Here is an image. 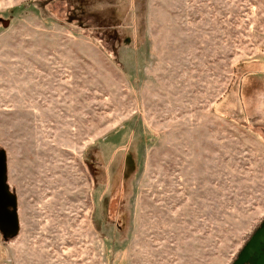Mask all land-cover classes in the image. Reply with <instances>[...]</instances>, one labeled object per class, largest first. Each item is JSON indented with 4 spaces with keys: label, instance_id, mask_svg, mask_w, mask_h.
<instances>
[{
    "label": "rangeland",
    "instance_id": "1",
    "mask_svg": "<svg viewBox=\"0 0 264 264\" xmlns=\"http://www.w3.org/2000/svg\"><path fill=\"white\" fill-rule=\"evenodd\" d=\"M117 2L106 42L107 0H0V149L20 227L0 235V264H232L264 221V0ZM95 143L113 144L96 169L110 200L92 193Z\"/></svg>",
    "mask_w": 264,
    "mask_h": 264
},
{
    "label": "trees",
    "instance_id": "2",
    "mask_svg": "<svg viewBox=\"0 0 264 264\" xmlns=\"http://www.w3.org/2000/svg\"><path fill=\"white\" fill-rule=\"evenodd\" d=\"M87 1H90V0H87ZM107 1L110 2L109 3L108 13H109V15H111V19H110V21L108 23L105 22L106 20H100L99 19L97 26L99 27L98 29L104 33V38L103 39H105L106 42L107 41L110 42L111 41V37L113 36V33L114 32L116 33V28L121 25L122 18L120 16V14H118L117 9H116L118 7V4H119L117 2V0H111V1L107 0ZM83 7H85V4L83 5ZM83 7L81 6L77 10H83ZM81 12H83V11H81ZM72 18L74 19V16H72ZM77 21H78L77 24L79 26H83L82 25L83 23L80 21V19L77 20ZM131 33H134L133 30H131ZM134 38H135V41H136L137 40V34L136 33H134V35H133V39ZM235 71H236V73H238V71H239V70L237 71V66L235 67ZM243 78L244 77L241 74L240 77H239L240 88L237 89V94L242 99V102H243V100L245 98L244 95H243L242 88H241V82L243 81ZM121 134H123V132H121ZM124 134H125V132H124ZM132 135H134L133 132H132ZM132 135L131 134L128 135L129 143H127L123 147H120V149L117 150V152L122 150L123 155H124L121 159H120V157H117L115 159V165H116L115 166V172L118 175L120 174V177H121V184L118 185L117 187L115 186L116 187L115 191H117L118 193L122 191V188H123L122 184L125 183V182H128L129 181L128 178L130 179V177L132 176V175L131 176L127 175L128 171H129V168L131 167V169L132 168L135 169V166H136V165H134L133 158H131L130 155L131 154L134 155V153H136L137 147L140 146V144H141L140 143L141 140H135V142L133 143V136ZM111 145H113V144H111V143H95L93 145V147L91 148L92 155L89 156L87 154V158L88 159L86 160V163L91 168L92 171L96 172V174L94 173L95 174L94 175V181H93V183H94L93 188L94 189H93L92 193H94V196L95 195L97 196V199L101 196V193H106V191H107L108 194H109V200H110V195L112 193L113 179L110 178L109 174H107L106 176H104V178L102 176L103 179L101 178L102 180L100 179V181H99V179H98L99 177H97V176H99V174L97 173V170H96V169H101L100 170L101 175H103L102 171H104V174H106V172L108 173V169H109V166H110L112 160L109 161V164L107 163V164L103 165L104 161H102V159H103V156L105 158L106 154L107 155L110 154L109 151H108L109 150L108 148L111 147ZM98 146H100V147H98ZM93 152L95 153V155H94ZM96 156H98L97 159L100 160L102 165H101V163L99 165L98 160L94 159V158H96ZM103 166L106 169H104ZM121 168H122V171H121ZM133 169H132L131 172H133ZM109 205H110V202H109ZM109 205H108L107 213H109ZM106 218L109 219L108 214H107ZM117 219H119V217L115 218V220H114V221H116V223H115L116 225L119 224V222H118L119 220H117Z\"/></svg>",
    "mask_w": 264,
    "mask_h": 264
},
{
    "label": "water",
    "instance_id": "3",
    "mask_svg": "<svg viewBox=\"0 0 264 264\" xmlns=\"http://www.w3.org/2000/svg\"><path fill=\"white\" fill-rule=\"evenodd\" d=\"M17 198L7 183L6 153L0 149V235L4 242L19 234ZM232 264H264V221L254 230Z\"/></svg>",
    "mask_w": 264,
    "mask_h": 264
},
{
    "label": "crops",
    "instance_id": "4",
    "mask_svg": "<svg viewBox=\"0 0 264 264\" xmlns=\"http://www.w3.org/2000/svg\"><path fill=\"white\" fill-rule=\"evenodd\" d=\"M196 9H195V7H194V5H190V8H188L187 9V12H188V14L190 13V12H193V11H195ZM190 15V14H189ZM228 93V92H227ZM227 93H225L222 97H220L214 104H213V107H212V110L213 111H215V109H216V106H217V104L221 101V100H223L225 97H226V94Z\"/></svg>",
    "mask_w": 264,
    "mask_h": 264
}]
</instances>
